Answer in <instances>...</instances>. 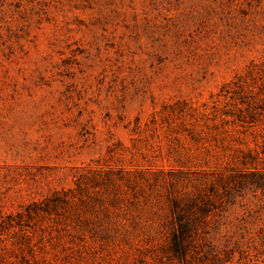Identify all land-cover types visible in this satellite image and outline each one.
Here are the masks:
<instances>
[{
  "label": "rangeland",
  "instance_id": "obj_1",
  "mask_svg": "<svg viewBox=\"0 0 264 264\" xmlns=\"http://www.w3.org/2000/svg\"><path fill=\"white\" fill-rule=\"evenodd\" d=\"M0 264H264V0H0Z\"/></svg>",
  "mask_w": 264,
  "mask_h": 264
},
{
  "label": "trees",
  "instance_id": "obj_2",
  "mask_svg": "<svg viewBox=\"0 0 264 264\" xmlns=\"http://www.w3.org/2000/svg\"><path fill=\"white\" fill-rule=\"evenodd\" d=\"M178 246H179V244H178ZM179 250H181L180 248H178Z\"/></svg>",
  "mask_w": 264,
  "mask_h": 264
}]
</instances>
